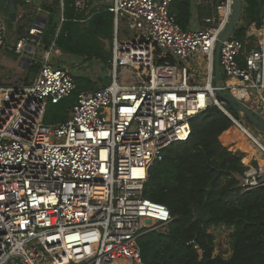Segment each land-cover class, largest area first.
I'll use <instances>...</instances> for the list:
<instances>
[{
    "label": "built area",
    "instance_id": "1",
    "mask_svg": "<svg viewBox=\"0 0 264 264\" xmlns=\"http://www.w3.org/2000/svg\"><path fill=\"white\" fill-rule=\"evenodd\" d=\"M173 1L105 2L114 18L109 81L79 91L65 120L43 121L48 103L76 89L73 74L53 59L54 41L32 79L15 76L0 85V264H143L137 238L172 219L166 205L143 196L148 169L168 146L188 139L190 119L209 106L232 121L231 143H239L238 132L264 152L214 92V49L232 1L215 0L213 12L201 19L205 25L189 28L170 13ZM88 2L93 7L99 0L73 5L88 13ZM37 17L17 52L28 41L40 44L46 21ZM119 23L139 33L135 42L117 41ZM235 29L220 43L218 88L249 109L255 93L264 111V18L259 26L251 22L243 38ZM5 30L0 15V46ZM198 54L207 61L203 83L194 82L186 64ZM162 69L171 75L161 76ZM263 184L252 165L241 177L243 190Z\"/></svg>",
    "mask_w": 264,
    "mask_h": 264
},
{
    "label": "trees",
    "instance_id": "2",
    "mask_svg": "<svg viewBox=\"0 0 264 264\" xmlns=\"http://www.w3.org/2000/svg\"><path fill=\"white\" fill-rule=\"evenodd\" d=\"M62 1L63 21L51 4L38 5L48 12L40 39L43 46L48 47L54 41L62 55L82 58L85 62L107 61L114 18L105 0L93 7L88 2V13L76 11L74 0ZM190 5L191 0H175L169 7L184 28H187ZM28 7L23 0H0V15L6 28L18 26L21 18L18 9ZM262 18L264 0H242L235 35L243 38L247 26L251 22L259 26ZM138 56L135 55L140 60L142 57ZM31 62V70H38V62ZM162 62L156 60L157 64ZM71 74L76 89L60 102L50 103L55 106L52 110L46 107L45 123L65 120V111L61 110L67 107V99H75L81 90L98 88L92 75L72 71ZM103 78L104 75L97 74V79ZM190 128L188 139L168 146L162 158L148 169L143 196L166 205L172 219L137 238L143 264H264V184L243 190L239 179L249 166H257V162L239 149H231L233 123L217 107L209 106L194 115ZM217 226L230 229L227 257L214 253V235L209 229Z\"/></svg>",
    "mask_w": 264,
    "mask_h": 264
},
{
    "label": "rangeland",
    "instance_id": "3",
    "mask_svg": "<svg viewBox=\"0 0 264 264\" xmlns=\"http://www.w3.org/2000/svg\"><path fill=\"white\" fill-rule=\"evenodd\" d=\"M61 0H40L42 3L51 4L56 10H58V13L60 15L62 14V7L60 5ZM36 15H39L40 17H43L47 20L48 12L43 9H36L33 6L28 7L27 9H18V18H20V23H18V26H15L12 29L5 30V42L3 46H0V85H3L6 83L8 78L17 77L19 79H22L24 81H28L31 79L35 73L36 70H31V63L24 60H21V56L19 53L14 52L13 47L16 43V41L21 38L22 31L25 28H28L30 25L33 24ZM32 22V23H31ZM23 24L24 26L21 27L22 29H19V26ZM138 34L135 31L129 30L125 27L124 24H119L117 27V41H123V42H135L138 38ZM140 40V39H139ZM113 44L114 40L111 44V49L108 51L110 52V58L107 59V61H100L98 60H92L85 62L82 58L78 57H72L69 55H62L63 57H60V60L56 57H53L54 61L60 64H63L66 66L69 71H72L74 73L79 74H90L93 80H96L98 83V86L103 85L105 82L109 81V75L111 70V53L113 50ZM123 46V43H121ZM42 52V49H40ZM41 52L34 56L36 60L39 61L41 57ZM24 57H30L31 53L24 51L23 52ZM195 62H192L187 64V67L190 69L191 77L193 78L194 82L203 83L206 79L205 73L207 72V61L205 58L198 54L195 56ZM122 66V65H121ZM38 68V67H37ZM121 67L119 66V69ZM97 74L104 75L103 79H97ZM131 78L128 76L125 80V83H130ZM251 109L254 113H256L258 116H260L264 120V111L262 110V106L260 102L257 99V96L255 93L251 94ZM74 99H67V107L65 109H62L61 111H65L71 106ZM48 110H52L55 106H51L49 103L48 106L46 105ZM45 107V110H46ZM227 107H230V105H227ZM231 108V107H230ZM232 109V108H231ZM37 110V109H36ZM38 111V110H37ZM36 111V112H37ZM238 115L245 126L248 127V129L256 136V138L259 140V144L264 146V132L258 130L256 127L250 124V122L244 117V115L241 112L233 111ZM238 133V132H237ZM237 138L239 139V142L245 143L249 146L250 150L256 151L259 155H261L259 158H254V153L249 152L248 156L252 157L257 162V166H254L258 169L260 179L264 180V152L261 150L260 146L257 144H253L252 142H249L241 133H238ZM232 146V150H236L237 146L239 147V143L237 146L235 143H230V147ZM253 153V154H251ZM253 166V165H252ZM239 179L240 176H239ZM209 231L214 235V253L222 254L224 257H227L230 253V246L228 242V234L230 232V229L224 227V226H217L212 227L209 229Z\"/></svg>",
    "mask_w": 264,
    "mask_h": 264
},
{
    "label": "water",
    "instance_id": "4",
    "mask_svg": "<svg viewBox=\"0 0 264 264\" xmlns=\"http://www.w3.org/2000/svg\"><path fill=\"white\" fill-rule=\"evenodd\" d=\"M231 15L230 19L225 25L224 29L220 33L218 37V41L216 42L215 49H214V92L218 95L219 98L225 100L227 103L230 104L233 111L241 112L244 117L250 122L251 125L256 127L258 130L264 132V120L260 118L258 115H256L251 109L246 107L241 102L234 99L232 96L224 93L218 88V80L220 76V67H219V47L222 40H224L237 26V24L240 21L241 17V8H242V0H231ZM34 3H38V0H34ZM42 18V20L45 22L46 19L43 17H37ZM106 58H110V52L107 53Z\"/></svg>",
    "mask_w": 264,
    "mask_h": 264
},
{
    "label": "crops",
    "instance_id": "5",
    "mask_svg": "<svg viewBox=\"0 0 264 264\" xmlns=\"http://www.w3.org/2000/svg\"><path fill=\"white\" fill-rule=\"evenodd\" d=\"M99 1H103V0H99ZM108 1V0H105V2ZM213 2L212 3H209V4H204V0H191V5H190V15H189V18H188V23L186 25L187 28L189 27H194V26H203L205 25L204 23H202L201 19L209 14H211L213 12V5H215V0H212ZM40 3V0H38V3H34L33 7H35L37 9L38 5ZM32 23V22H31ZM30 26L28 28H25L23 31H22V35L24 36V32H26L32 24H29ZM126 27V26H125ZM127 28V27H126ZM129 29V28H127ZM131 30V29H129ZM133 31V30H132ZM113 35H114V32H113ZM21 36V37H23ZM20 39V38H19ZM18 39V40H19ZM17 40V41H18ZM16 41V43H17ZM15 43V45H16ZM15 45L13 47V50L14 52L16 53H19L16 51L15 49ZM46 47L43 46V44L41 43L40 41V44H36L35 42H32V41H28L27 42V46L26 48L21 52L19 53L20 56H21V60H24V61H27V62H31V61H35V62H38L39 64V61L36 60L34 58V56H36L37 54H39L41 51L40 49H42V52H41V55L43 54L44 50H45ZM24 51H27V52H30L31 53V56L30 57H24V54L23 52ZM54 57L58 58L60 60V57H63L62 56V52L60 51V49L57 48V52H55L54 54ZM57 63V62H56ZM58 65L60 63H57ZM60 65H63V64H60ZM71 72V71H70ZM37 73V72H36ZM35 73V74H36ZM35 76V75H34ZM33 76V77H34ZM32 77V78H33ZM31 78V79H32ZM30 80V79H29ZM28 80V81H29ZM106 83V82H105ZM104 83V84H105ZM103 84V85H104ZM102 86V85H101ZM101 86H98V87H101Z\"/></svg>",
    "mask_w": 264,
    "mask_h": 264
},
{
    "label": "bare ground",
    "instance_id": "6",
    "mask_svg": "<svg viewBox=\"0 0 264 264\" xmlns=\"http://www.w3.org/2000/svg\"><path fill=\"white\" fill-rule=\"evenodd\" d=\"M158 73H159L161 76H168V77H169V75H171V73L168 72L166 69H162V70H160V72H158ZM237 135H238V133H237ZM239 147H240V149L243 150L244 152H246V151H251V152H253L252 150H250L249 146L246 145L245 143L239 142Z\"/></svg>",
    "mask_w": 264,
    "mask_h": 264
}]
</instances>
